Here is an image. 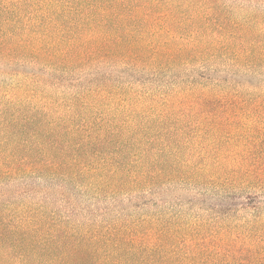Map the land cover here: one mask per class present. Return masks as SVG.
Returning <instances> with one entry per match:
<instances>
[{"label": "trees", "instance_id": "1", "mask_svg": "<svg viewBox=\"0 0 264 264\" xmlns=\"http://www.w3.org/2000/svg\"><path fill=\"white\" fill-rule=\"evenodd\" d=\"M0 264H264V0H0Z\"/></svg>", "mask_w": 264, "mask_h": 264}, {"label": "rangeland", "instance_id": "2", "mask_svg": "<svg viewBox=\"0 0 264 264\" xmlns=\"http://www.w3.org/2000/svg\"><path fill=\"white\" fill-rule=\"evenodd\" d=\"M169 189V190H167ZM210 189H213L212 185L207 183L197 184V183H179L178 181L173 182L169 187H165V195L164 199H162V203H167L166 210L177 211L184 207L185 210L197 209L199 213L205 215V209H208L213 205V201L211 194L208 192ZM198 193H208L206 196H200ZM197 194V195H196ZM205 197L208 200H204ZM195 199V200H194ZM189 201H196L195 205L188 204ZM192 206V207H191ZM189 207V208H187ZM191 211V210H190Z\"/></svg>", "mask_w": 264, "mask_h": 264}]
</instances>
